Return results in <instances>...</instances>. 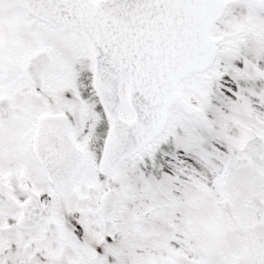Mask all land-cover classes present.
<instances>
[{"label": "snow or ice", "instance_id": "1", "mask_svg": "<svg viewBox=\"0 0 264 264\" xmlns=\"http://www.w3.org/2000/svg\"><path fill=\"white\" fill-rule=\"evenodd\" d=\"M0 264H264V0H0Z\"/></svg>", "mask_w": 264, "mask_h": 264}]
</instances>
